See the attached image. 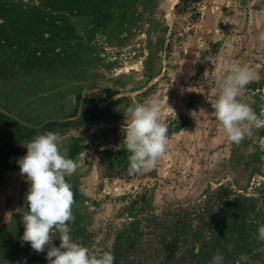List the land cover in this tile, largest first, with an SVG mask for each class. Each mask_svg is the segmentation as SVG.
<instances>
[{"label":"rangeland","instance_id":"obj_1","mask_svg":"<svg viewBox=\"0 0 264 264\" xmlns=\"http://www.w3.org/2000/svg\"><path fill=\"white\" fill-rule=\"evenodd\" d=\"M124 4L101 27L93 26L89 17L70 18L78 38L69 50L77 59L78 70L86 69L89 73L85 74L94 81L91 90L83 88V97L101 106L113 103L112 118L98 121L87 133L82 128L64 133L68 138L60 145L66 154L69 137L76 136L86 146L74 158L76 170L65 179L74 201V219L68 222L71 236L92 251L109 250L116 233L127 228L131 218L126 207L135 193L150 197L152 212L146 214L152 223V215L167 218L168 211L192 212L203 207L207 196L219 186L236 192L242 186L252 195L253 188L264 184V132L260 133L264 131V0H125ZM214 44L215 59L202 55ZM234 60L256 74L238 99L248 104L258 119L244 123L247 131L239 143L226 138L211 113L214 76ZM52 82L50 79L41 85L28 111L46 100ZM107 90H114L116 95L104 101ZM0 91L6 94L0 106L13 99L10 87L0 84ZM117 98L120 100L115 102ZM146 98L162 104L167 99L175 111L165 108L161 114L168 129L165 152L149 171L130 173L128 169L117 177H103L96 150L124 145L125 109ZM75 106L73 95L66 94L31 114L29 122L36 125L76 119L79 111L70 118ZM202 108L207 113L199 111ZM15 113L9 112L11 116ZM178 118H186V125L172 135ZM101 127L106 129L90 139L89 134ZM4 142L0 134V152L9 148ZM25 153L19 150L15 157ZM11 180L14 182L7 184ZM27 188L19 169L4 167L0 158V238L8 236L0 264H47V248L37 252L20 239ZM59 235L56 230L51 233L55 246H59ZM152 238L147 239L152 246L151 258L141 259L142 264L156 260L157 246L153 244L157 238ZM258 254L223 257V264H264V252Z\"/></svg>","mask_w":264,"mask_h":264},{"label":"trees","instance_id":"obj_2","mask_svg":"<svg viewBox=\"0 0 264 264\" xmlns=\"http://www.w3.org/2000/svg\"><path fill=\"white\" fill-rule=\"evenodd\" d=\"M124 2L0 0V84L10 87L14 95L0 106V134L9 146L0 152L4 167L19 169L15 155L19 150H26V142L37 134L48 131L64 134L79 128L87 133L88 128L98 121L112 118L113 103L101 106L93 99L83 97V88L91 90L94 81L85 74L89 73L86 69L78 70L77 59L69 50L78 38L70 18L89 17L93 26L101 27L110 21L115 9L125 5ZM202 53L215 59L217 44L212 45L209 52ZM50 79L54 80L51 83L53 88L46 100L37 102L35 108L28 111L30 100ZM62 86L67 87L62 90ZM66 94L73 95L75 114L70 118L79 111L76 119L30 124L31 114ZM115 95L114 90H107L104 101ZM119 100L117 98L115 102ZM14 110L16 113L11 116L9 112ZM174 123L172 135L182 131L179 130L186 125V118H178ZM104 129L106 127L94 130L89 138ZM263 132L260 131L261 135ZM69 140L66 156L74 160L86 146L79 137L70 136ZM96 154L98 169L105 178L120 176L122 171L130 169L125 145L96 150ZM13 158L15 161L11 164ZM261 173L264 176V167ZM253 189L255 194L250 195L242 186L237 192L219 186L207 196L203 207L192 212L168 211L167 218L152 215V223L146 214L152 212L150 197L135 193L126 207L131 221L126 229L116 233L110 248L115 257L114 264H142L141 259L151 258L152 246L148 236L157 238L156 244L152 243L157 246L154 264H208L216 252H221L225 258L253 252L263 254L264 241L258 239V227L264 224V184ZM7 237L2 235L0 238V256L7 246Z\"/></svg>","mask_w":264,"mask_h":264},{"label":"clouds","instance_id":"obj_3","mask_svg":"<svg viewBox=\"0 0 264 264\" xmlns=\"http://www.w3.org/2000/svg\"><path fill=\"white\" fill-rule=\"evenodd\" d=\"M254 79L256 74L239 60L225 64L214 76L211 113L230 142L239 143L247 131L244 123H254L258 119L253 109L238 99ZM165 108L175 114L167 99L162 104L157 99L146 98L125 109L124 145L129 153L131 171L155 168L165 152L168 129L161 121ZM199 111L207 113L203 108ZM67 138V134L52 131L37 134L26 142V153L16 161L28 182L24 197L27 210L21 219L23 234L20 239L37 252L47 248V264H114L115 257L110 249L92 251L71 236L68 222L74 219V201L71 185L65 177L76 170L77 163L60 150ZM53 230L60 234L59 246L52 243ZM258 239L264 241V224L258 227ZM212 264H223V256L213 255Z\"/></svg>","mask_w":264,"mask_h":264},{"label":"crops","instance_id":"obj_4","mask_svg":"<svg viewBox=\"0 0 264 264\" xmlns=\"http://www.w3.org/2000/svg\"><path fill=\"white\" fill-rule=\"evenodd\" d=\"M5 89H6V88H4V90H5ZM0 96H1L0 99H3V98L6 97V94H5L3 91H0Z\"/></svg>","mask_w":264,"mask_h":264},{"label":"water","instance_id":"obj_5","mask_svg":"<svg viewBox=\"0 0 264 264\" xmlns=\"http://www.w3.org/2000/svg\"><path fill=\"white\" fill-rule=\"evenodd\" d=\"M9 182H11V183H7V184H9V185H10V184H12V182H14V180H11V181H9Z\"/></svg>","mask_w":264,"mask_h":264},{"label":"bare ground","instance_id":"obj_6","mask_svg":"<svg viewBox=\"0 0 264 264\" xmlns=\"http://www.w3.org/2000/svg\"><path fill=\"white\" fill-rule=\"evenodd\" d=\"M174 2V1H173ZM172 7V6H171Z\"/></svg>","mask_w":264,"mask_h":264}]
</instances>
